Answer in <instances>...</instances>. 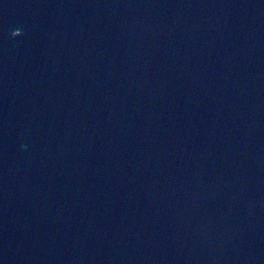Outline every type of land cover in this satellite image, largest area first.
<instances>
[{"label":"water","instance_id":"1","mask_svg":"<svg viewBox=\"0 0 264 264\" xmlns=\"http://www.w3.org/2000/svg\"><path fill=\"white\" fill-rule=\"evenodd\" d=\"M0 264H264V0H0Z\"/></svg>","mask_w":264,"mask_h":264}]
</instances>
